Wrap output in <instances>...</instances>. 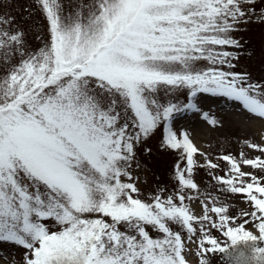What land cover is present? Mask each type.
I'll return each mask as SVG.
<instances>
[{
  "label": "snow or ice",
  "instance_id": "6c2138e0",
  "mask_svg": "<svg viewBox=\"0 0 264 264\" xmlns=\"http://www.w3.org/2000/svg\"><path fill=\"white\" fill-rule=\"evenodd\" d=\"M33 3L35 47L0 15V248L19 264H264V137L213 156L176 123L222 126L204 94L264 121V81L234 51L264 0ZM158 132L178 160L171 190L145 196L136 149Z\"/></svg>",
  "mask_w": 264,
  "mask_h": 264
},
{
  "label": "rangeland",
  "instance_id": "374dc122",
  "mask_svg": "<svg viewBox=\"0 0 264 264\" xmlns=\"http://www.w3.org/2000/svg\"><path fill=\"white\" fill-rule=\"evenodd\" d=\"M35 7L33 0H0V15L14 17L15 24L23 28L26 40L33 47L37 46V37L45 35V22L40 13L35 11ZM260 8L261 5L258 3L257 10L259 11ZM234 36L241 44V48L234 50L239 55L235 70L247 71L253 80L264 81V23L254 18L252 22L242 25ZM201 107L221 119L222 126L210 127L192 113H187L185 117L176 121L178 126L182 125L189 131L190 138L201 151L209 152L213 156L221 150L238 155L243 150L242 142L245 139L260 142L261 137H264V134L259 135V131L251 125V122L254 123L253 118L238 111L231 102L226 103L221 98L204 94L201 97ZM136 152L140 167L134 171V175L139 178L137 186L141 192L147 196L160 186H165L170 191L178 154L161 148V133L158 132L150 139L142 141L137 146ZM218 174L224 173L219 171ZM195 179L202 186L210 182L205 170H199ZM231 203L233 204L231 214H236L239 209L246 207L240 198H233ZM193 208L197 214H200L198 204L194 203ZM213 234L218 235L215 231ZM0 253H3L0 255V264H19L22 250L4 247L0 248ZM4 256H7V259ZM189 259L192 264H196L194 257L190 256ZM211 264H219L218 258L213 257Z\"/></svg>",
  "mask_w": 264,
  "mask_h": 264
},
{
  "label": "bare ground",
  "instance_id": "6f19581e",
  "mask_svg": "<svg viewBox=\"0 0 264 264\" xmlns=\"http://www.w3.org/2000/svg\"><path fill=\"white\" fill-rule=\"evenodd\" d=\"M185 116H186V115H185ZM253 121H254V123L251 122V123H252L251 125H252L253 127H255V128L259 131V135L262 136V134H264V127H263L264 122L261 121V120L258 119V118H253Z\"/></svg>",
  "mask_w": 264,
  "mask_h": 264
}]
</instances>
